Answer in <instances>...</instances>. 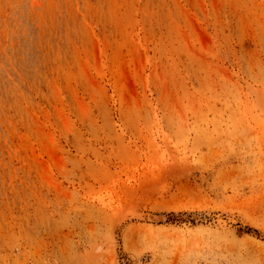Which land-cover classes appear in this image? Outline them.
Instances as JSON below:
<instances>
[{"label": "rangeland", "instance_id": "rangeland-1", "mask_svg": "<svg viewBox=\"0 0 264 264\" xmlns=\"http://www.w3.org/2000/svg\"><path fill=\"white\" fill-rule=\"evenodd\" d=\"M0 264H264V0H0Z\"/></svg>", "mask_w": 264, "mask_h": 264}, {"label": "bare ground", "instance_id": "bare-ground-1", "mask_svg": "<svg viewBox=\"0 0 264 264\" xmlns=\"http://www.w3.org/2000/svg\"><path fill=\"white\" fill-rule=\"evenodd\" d=\"M94 229V228H93Z\"/></svg>", "mask_w": 264, "mask_h": 264}]
</instances>
